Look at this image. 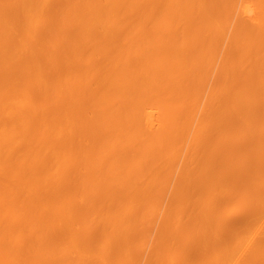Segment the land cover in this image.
I'll return each mask as SVG.
<instances>
[{
	"label": "bare ground",
	"instance_id": "bare-ground-1",
	"mask_svg": "<svg viewBox=\"0 0 264 264\" xmlns=\"http://www.w3.org/2000/svg\"><path fill=\"white\" fill-rule=\"evenodd\" d=\"M237 1L0 0V264H264V0Z\"/></svg>",
	"mask_w": 264,
	"mask_h": 264
},
{
	"label": "rangeland",
	"instance_id": "rangeland-1",
	"mask_svg": "<svg viewBox=\"0 0 264 264\" xmlns=\"http://www.w3.org/2000/svg\"><path fill=\"white\" fill-rule=\"evenodd\" d=\"M256 0H238L237 1V7H241L247 12V16H255V13L257 12V9L255 7ZM179 169V166H177V171Z\"/></svg>",
	"mask_w": 264,
	"mask_h": 264
}]
</instances>
